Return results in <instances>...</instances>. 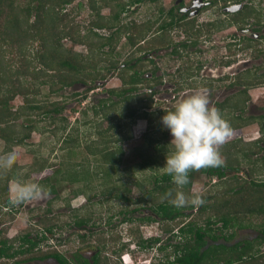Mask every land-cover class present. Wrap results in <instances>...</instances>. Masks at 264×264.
Masks as SVG:
<instances>
[{
    "label": "trees",
    "instance_id": "1",
    "mask_svg": "<svg viewBox=\"0 0 264 264\" xmlns=\"http://www.w3.org/2000/svg\"><path fill=\"white\" fill-rule=\"evenodd\" d=\"M75 1L0 0V140L7 148L25 145L31 134L38 130L39 116L54 122L55 117L65 111L64 100L55 102L39 100L41 87H48L44 95L49 97V94L61 93L65 88L76 84L85 86L89 84L82 97L86 98L89 92L97 88L91 85L92 83L105 81L108 76H115L121 81L122 87L108 89L107 97L100 100L99 106L91 107L94 116L102 114L109 121V127L104 133H100L105 134L107 139L102 143L95 142V148L88 151L97 158L98 164L94 174H102L103 181L107 182L111 180L110 172L122 159L124 153L122 144L132 138L130 127L136 120L147 122L148 129L144 135V142L147 144L146 148H152L153 151L150 157L144 159L143 165H148L146 160L150 165H156L154 163L156 159H166L167 154L173 151L170 148L174 149L170 144H162L161 138L147 137L154 122L157 123L154 131H157V128L160 130L161 117L170 110L151 113L147 111L153 105V97L158 93L156 88L162 84V76H156L158 68L155 66L151 71L139 66L144 61H149L145 57L150 53H157L160 48L172 45L167 32L175 22L179 27V20L183 18H177L175 9L171 8L149 39L152 29L150 23L141 25L135 22L122 23L120 16L131 6L145 2L156 3L160 0H87L91 19L83 32L71 18V11L67 10V6ZM244 7L245 10L225 13L226 20L209 22L207 27L210 30L214 28L218 30L224 28L225 24H233L241 29L246 25L247 19L258 17L254 7L249 9L247 6ZM105 8L109 9L107 15L101 12ZM158 11L162 16L164 10L159 8ZM256 22L261 23L258 20ZM187 27H183L186 37L189 38L187 40L191 46H195L196 41H191L192 38L188 36V30L193 29V26ZM96 30L107 31V34L100 35ZM122 38L128 46L137 47V52L141 55L133 57L128 54L124 61L120 62L116 57L120 54L116 53L115 49ZM63 40L85 46L87 54L65 47ZM182 44L184 47L190 45L186 42ZM241 44L242 50L250 52L253 60L264 57V36L244 38ZM151 62L150 60L149 63ZM259 69L260 66L248 69L236 76L228 87L240 90L233 97L216 102L214 109L219 110L221 117L229 124L231 132L257 124L261 136L251 143H243L240 139L225 141L218 146L223 163L217 167L191 171L189 183L183 188L186 194L195 195L191 193L194 175L204 174L212 180L216 178L219 182L215 185L216 191L220 193L219 197L210 193L201 196L204 200L202 205L176 207L171 202V197L166 196V193L176 191V186L172 183L171 177L164 173L160 176L153 174L154 177L149 181L151 189L145 190L137 183L142 197H137L136 201L124 195L129 193L130 189L114 196V199L127 204L150 203L147 208L151 215L138 219V226L136 229L131 227L129 234L136 238L138 250L155 248L165 251L170 248L166 253L165 262L159 264H264V252L261 251L264 245V179L257 180L251 173H257L256 165L259 161H261L259 167L264 169V115H244L251 98L249 90L264 85V72L258 74ZM147 72H150L149 77H145ZM143 88L150 92L140 93ZM181 89L179 86L176 90ZM17 96H21L24 102L14 109L11 104ZM74 96H77V93ZM66 121V118L61 117V126L57 128L64 131ZM124 128L127 130L124 131ZM75 146L77 145L72 147L76 148ZM261 153L263 155L258 158ZM243 167L244 169L247 167L250 172L241 178L239 174ZM45 168L33 166L31 174L42 173ZM0 170V205L9 210L13 204L7 198L8 182L19 178L13 170L6 168ZM63 172L61 180L85 182L86 185L92 181L88 178L90 172L80 165H71ZM56 184L58 182H51L50 178L39 182L46 193L54 196L57 193ZM85 189H88V185ZM104 190L101 193L104 194ZM195 209L196 212L193 213ZM135 210L121 211L124 216L121 223H132L134 219L128 215ZM49 214H51L49 209L42 212L37 221V228L33 230L35 232L33 236L32 228L26 229L24 233L11 240L1 236L0 231V263L4 259L11 261L9 264H20L51 258L58 264H72L58 252L35 251L45 240L46 234L53 233L56 227L55 218L48 217ZM12 219L11 211L0 214V221ZM89 221L90 217L84 215L78 217L76 214L74 225L83 228ZM155 222H159L162 230L169 234L166 245L161 246L159 238L143 239L137 231L139 224L149 225ZM107 223H110V219ZM175 228L177 229L174 231ZM244 229L255 231V234L232 242L237 231ZM78 238L82 242L87 241L85 235H78ZM98 239L103 243V237ZM111 240L114 245L119 243L117 236ZM172 240L175 242L172 243ZM127 249L128 244L123 243L113 252L120 255ZM98 250L92 260L93 263H89L81 254H75L74 263L109 264L107 259L101 257L102 250Z\"/></svg>",
    "mask_w": 264,
    "mask_h": 264
},
{
    "label": "rangeland",
    "instance_id": "2",
    "mask_svg": "<svg viewBox=\"0 0 264 264\" xmlns=\"http://www.w3.org/2000/svg\"><path fill=\"white\" fill-rule=\"evenodd\" d=\"M192 1L184 0L187 7L191 5ZM223 1L218 0V3L214 6H207L209 7L207 9L203 8L198 17L194 18L195 20L188 21L189 25H194V21L196 25L201 26L211 21L225 20L224 12L226 8L222 6L224 4ZM229 1L230 4L238 2V0ZM253 3L258 9V17L254 19L261 21L262 28L259 33L260 35H264V0H253ZM87 4V0H76L73 4L67 6V10L72 13L71 18L74 20V23L80 26L83 32H85L91 19V11ZM174 6L176 11H178L176 0H160L156 3L145 2L140 5L131 6L120 18L122 23L135 22L139 25L150 23L152 29L148 38L151 39L157 27L164 21L167 11ZM159 8L164 10L162 16H160L158 11ZM101 12L107 15L109 9L105 8ZM155 21L157 22L155 23ZM253 21L252 19L249 20L251 26L242 33L236 31L235 28H228L219 32H212L210 29H207L205 32L202 31V37L198 46L194 49L190 48L186 50L180 48V57L169 54V50L164 49L159 53L146 56V59H150L153 62L149 63L150 60L144 61L139 67L143 66L147 71H151L155 66L159 69H157L158 72L156 71V76H164L162 85L156 88L158 93L153 97V105L147 111L150 113L163 110L171 111L177 103L197 92L205 94L209 100V107L214 108L216 102L225 101L229 97H233L240 90L228 87L232 80L227 79V77H233V75L235 77L238 71L241 73L243 70L255 69L258 66H260V69L257 73H263L264 57L253 61L250 52L240 51L239 49L241 48H239L236 41L239 37L243 36L252 38L258 36V34H255L251 30L256 26ZM181 28H183V23L179 28L171 27L167 32V36L171 39L173 45H178L181 42L189 40ZM97 33L106 35L107 31L99 30ZM62 43L65 47L74 49V51L79 53L87 54L88 52L85 46L74 45L69 40H63ZM157 45L160 46V44ZM115 52L120 54V56L116 55L120 62L124 61L128 54L133 57L141 55L137 52V47L128 46L124 38L117 44ZM227 55L230 57L229 59L237 64L222 69V64L227 60V58L223 57ZM248 58L252 60L246 64H238L239 61L247 60ZM200 66L202 67L198 70ZM149 73L147 72L145 77H149ZM211 76L219 78V81H209ZM204 78L208 80L206 81ZM35 83L38 84L37 82ZM91 85L97 88L89 92L86 98L82 97L89 84L87 86L76 84L65 88L61 93L49 94V97L44 95L47 93L48 87H41L38 99L45 102L64 100L65 111L56 116L54 122L51 119L39 116L37 118L38 130L31 134L30 138L26 140L25 145L7 148L4 142L0 140V154L9 150H15L17 154L10 164L0 166V169L13 170L21 182L39 184L41 180L47 178H50L51 182H58L56 184L57 193L55 196L44 191L36 199L13 204L9 210L4 207L2 208L0 205V214L8 211H11L13 214L11 221H0L1 236H5L8 240H11L24 233L28 228H32L31 230L33 231L37 228V221H39L42 212L49 209L51 214L48 217L55 218L56 227L53 233L46 234L45 240L40 243L35 251H55L62 254L67 260L73 261L72 259L75 254L89 256L96 249L102 250V247H104L101 257L107 259L109 264H124L121 256L125 254H130L131 257V261L128 264L163 263L166 259V253L170 251V248H167L165 251H159L155 248L146 251H132L133 247L138 248L135 243L136 238L130 236L129 230L131 227L136 229L138 219L151 215V212L147 208L150 203L127 204L114 199V196L124 193L126 189H130V192L124 195L132 201H136L137 197H142L141 190L136 184L142 185L145 190L151 189L149 181L154 177V173L159 176L163 173L160 167L164 166L166 159H156V162H154L156 165H150V162L146 160L148 165H143L144 159L150 157L153 151L151 147V149L146 148L147 144L144 142V135L148 129L147 122L139 119L130 127L132 138L122 144L124 153L120 162L110 172L111 180L107 182L103 181L104 176L102 174H94L95 167L98 164L97 158L88 151L95 148V142L101 141L102 143L107 139L105 134H101L109 127V121L102 114L98 117L94 116L91 107L99 106L100 100L107 97L106 91L108 89L121 88L122 84L117 77L108 76L107 80L96 81ZM179 86L182 89L176 90ZM141 92H150V90L143 88L140 90ZM75 93H77V96H74ZM249 95L251 98L244 115H264V85L250 89ZM23 102L22 97L17 96L11 105L16 109L23 105ZM61 117L67 120V126L64 131L57 128L61 126ZM156 126L157 123L154 122L153 128L149 132L147 131V137H158L162 139V144H170L172 137L169 131L163 127L162 123L159 124L160 130L157 128V131H154V127ZM126 130L127 128H124V131ZM260 136L261 132L258 125L252 124L231 132L225 141L240 139L243 143H251ZM75 144L77 145L75 146L76 148L72 147ZM170 154L169 152L167 155ZM262 155L263 153L258 155V158ZM259 163L256 165L258 167L256 169L257 173H251L253 178L263 180L264 169L259 167ZM70 164L80 165L81 168L84 167L90 172V177L88 176V178H91L92 181L87 183L88 189H85L87 187L85 182L74 183L68 180H61L63 171L66 168H70ZM33 166L35 168L45 166L46 168L42 173L31 174ZM249 172L250 170L247 167L245 169L243 167V171L239 176L242 178ZM13 181L16 180L8 182L7 198L11 201L14 195L11 191ZM216 184H219L216 178L212 180V178L210 179L204 174L195 173L191 193L200 197L214 193L219 197L220 193L216 191ZM105 188L107 189L104 190ZM103 190L105 191L104 194L101 193ZM134 209H136L135 212L128 215V217L134 219L133 222L121 223V220L124 218L121 211H131ZM188 212L186 211V213ZM195 212L196 209L193 210V213ZM76 214L78 217L82 215L88 216L90 217V221L83 228H77L74 225ZM108 219H110V223H107ZM158 223L155 222L149 225L139 224L137 231L143 239L159 238L161 240L160 245H166L169 234L164 232ZM254 234L255 231L252 230H238L232 242L248 238ZM33 235H35L34 231L32 232ZM78 235H85L87 241L82 242L78 238ZM114 236L119 238V243H115V245L111 240ZM98 237L104 238L103 243ZM127 241L129 242L127 243ZM174 242L175 240H172V243ZM123 243L128 244V249L120 255L114 254L113 250H116ZM15 245H17L16 242ZM261 251L264 252V245L261 247ZM9 263L11 261L4 259L0 264ZM20 264L57 263L53 259L48 258L41 261L22 262ZM72 264L74 263L72 262Z\"/></svg>",
    "mask_w": 264,
    "mask_h": 264
},
{
    "label": "clouds",
    "instance_id": "3",
    "mask_svg": "<svg viewBox=\"0 0 264 264\" xmlns=\"http://www.w3.org/2000/svg\"><path fill=\"white\" fill-rule=\"evenodd\" d=\"M161 123L172 139L174 150L166 156L161 171L171 177L176 191L166 193L176 207L199 206L204 200L199 195H188L183 191L189 183V173L202 168L217 167L223 163L218 146L231 133L229 124L221 117L219 110L209 107V100L197 92L177 103L175 108L161 117ZM15 150L0 154V166H7L16 157ZM12 204L38 198L45 189L36 183L13 181ZM129 241H127L128 243ZM134 248L132 251H137ZM124 264L131 261L130 254L121 256Z\"/></svg>",
    "mask_w": 264,
    "mask_h": 264
},
{
    "label": "flooded vegetation",
    "instance_id": "4",
    "mask_svg": "<svg viewBox=\"0 0 264 264\" xmlns=\"http://www.w3.org/2000/svg\"><path fill=\"white\" fill-rule=\"evenodd\" d=\"M218 3V0H193L192 1V3H191V5L189 6V7H187L186 6V3L184 2V0H176V6H177V8H178V11H176V8H175V6L173 7L175 10H174V12H175V14H176V17L177 18H179V17H182L183 19L182 20H179V23H180V26H181V24L183 23V27H185V26H188L189 27V23H188V21H190V20H192V19H194V18H197L198 17V15L200 14V12H201V10L203 9V8H209L210 6H214L215 4H217ZM223 7L224 8H226V10H225V12H224V15H225V13H233V12H237V11H240V10H245L244 8V6H247L248 7V9H249V7H254V9H255V12L257 13L258 12V9L255 7V5H254V3H253V0H238V2H236V4H230V1L229 0H224L223 1ZM207 6H209V7H207ZM244 7V8H243ZM171 9V8H170ZM169 9V10H170ZM168 10V11H169ZM247 10V9H246ZM168 11H167V13H166V15L168 14ZM225 17H226V15H225ZM252 19V21H253V19L254 18H249V19H247V23H246V25H244V27H242L241 29L240 28H238L237 26H235V25H233V24H231V25H228V24H225L226 26L224 27V28H220V29H216V28H214V29H211V31L212 32H219V31H221V30H226V29H228V28H235V30L236 31H239V32H245L246 30H248V28L251 26V24L249 23V20H251ZM195 20V19H194ZM226 20V19H225ZM211 22H215V21H211ZM255 24H256V26L255 27H253V29H251L252 30V32H254L255 34H258V36L256 37V38H259L260 36H264V35H260V33H259V31L261 30V28H262V25H261V23H258V22H256V20L254 19V21H253ZM194 23V25H192L193 27V29H191V30H188L189 31V34H188V36H190L191 38H192V40L191 41H196V45L195 46H191V44H190V41H187L186 43H189L190 45H187L186 47H184V45L182 44L183 42H181V43H179L178 45H171V46H167V47H164V48H160L159 49V51L157 52V53H159L160 51H163L162 49H164V50H169V54H172V55H174V56H177V57H180L181 55H180V53H179V50H180V48L181 49H184V50H186V49H194V48H196L197 46H198V43H199V41H200V38L202 37V31L203 32H205V31H207V29H209V27H207V25H208V23H206V24H204V25H201V26H198V25H196V23H195V21L193 22ZM177 22H175V24L172 26V27H177V28H179L177 25ZM191 26V25H190ZM239 26H241L240 24H239ZM243 26V25H242ZM187 27V28H188ZM256 28H259L258 30H255ZM190 29V28H189ZM182 30H183V33L186 35V33H185V31H184V29L182 28ZM190 38V39H191ZM244 38H247L246 36H243V37H239L236 41L238 42V46H239V48H241V49H239L240 51H244V50H242V44H241V42H242V40L244 39ZM249 38H251V37H249ZM245 52V51H244ZM150 54H155V53H150ZM248 55V54H247ZM149 56V55H148ZM223 58H227V60H226V62L224 63V64H222L223 66H222V69H225V68H229V67H231L232 65H234V64H237L236 62H234V61H232L231 59H229L230 57H228V55L226 56V57H223ZM150 60V59H149ZM252 59H250V58H248L247 60H242V61H239V65L240 64H246V63H248L249 61H251ZM152 61V60H151ZM254 61V60H253ZM153 62V61H152ZM201 67L202 66H200L199 67V69L198 70H200L201 69ZM242 69H244V68H242ZM241 69V70H242ZM159 70V69H158ZM248 69H246L245 71H247ZM244 70L243 71H241V73H239V71L235 74V77L236 76H238V75H240V74H242L243 72H245ZM158 72V71H157ZM239 73V74H238ZM149 76H150V73H149ZM158 76H162V75H158ZM235 77H234V75H233V77H227V79H229V80H232V81H234L235 80ZM213 78H215V79H213ZM206 78H204V80H205ZM208 79H206V81H207ZM164 81V76H162V82ZM209 81H219V78H217V77H215V76H211V79H209ZM162 85V84H161ZM160 85V86H161ZM157 94H155L154 96H156ZM97 251H99L98 249H96L91 255H89V256H83L82 254V257H84L86 260H88V262L89 263H93L92 262V260H93V258L96 256V254H97ZM73 261H70L71 263L73 262L74 263V257H73V259H72ZM58 264V263H57ZM75 264V263H74Z\"/></svg>",
    "mask_w": 264,
    "mask_h": 264
}]
</instances>
